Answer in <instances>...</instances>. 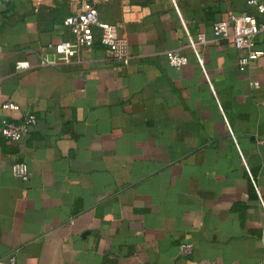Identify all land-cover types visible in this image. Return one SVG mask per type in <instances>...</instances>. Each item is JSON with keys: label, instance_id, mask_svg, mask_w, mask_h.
I'll use <instances>...</instances> for the list:
<instances>
[{"label": "crops", "instance_id": "crops-1", "mask_svg": "<svg viewBox=\"0 0 264 264\" xmlns=\"http://www.w3.org/2000/svg\"><path fill=\"white\" fill-rule=\"evenodd\" d=\"M89 6L127 38L130 63L96 34L70 63L39 66L73 38L64 17ZM228 10L264 22L246 0H0V100L18 106L0 116L36 117L20 140L0 135V258L264 264V54L238 69L242 51L213 35ZM167 50L188 62L172 67Z\"/></svg>", "mask_w": 264, "mask_h": 264}, {"label": "built area", "instance_id": "built-area-1", "mask_svg": "<svg viewBox=\"0 0 264 264\" xmlns=\"http://www.w3.org/2000/svg\"><path fill=\"white\" fill-rule=\"evenodd\" d=\"M247 5L254 8L259 14H264V0H246ZM63 23L70 30L73 38L63 39L54 44H48L50 52L42 55L39 66H55L67 64L84 48L92 45L96 39L102 46L107 47L113 57L117 60L118 67L127 66L131 60L129 43L126 37L122 36L117 25L103 21L99 18L96 7L89 6L70 13L64 17ZM264 28V22H259L251 13H235L232 10L226 11L223 18L216 20L213 24V35L215 38L230 41L238 50L242 51L238 59V69L244 71L248 65L264 54L260 49L255 48V40L259 32ZM203 40V34H198L196 39H190V45L194 50L199 65L203 68L202 58L196 50V43ZM167 61L172 67L179 69L188 62V57L176 50L165 52ZM31 66L26 61L16 63L17 69H29ZM258 85L257 82L254 83ZM18 106L11 101L0 100V110H15ZM35 115L29 113L21 121H14L7 116H0V135L12 141L20 140L35 123ZM12 174L21 179L27 180L29 171L23 161H16L11 165ZM262 208L264 203L261 201ZM264 239V231L262 232ZM194 245L191 242H181L178 245V252L181 256L192 255ZM0 264H17L15 254H9L0 258ZM174 264V263H172ZM204 264H216L215 261H206Z\"/></svg>", "mask_w": 264, "mask_h": 264}]
</instances>
